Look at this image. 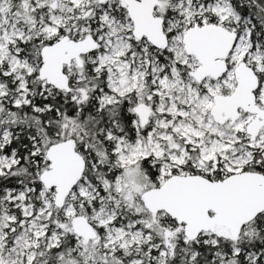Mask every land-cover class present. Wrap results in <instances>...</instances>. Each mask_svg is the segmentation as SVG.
Wrapping results in <instances>:
<instances>
[{
	"label": "snow or ice",
	"instance_id": "obj_1",
	"mask_svg": "<svg viewBox=\"0 0 264 264\" xmlns=\"http://www.w3.org/2000/svg\"><path fill=\"white\" fill-rule=\"evenodd\" d=\"M0 264H264V0H0Z\"/></svg>",
	"mask_w": 264,
	"mask_h": 264
}]
</instances>
